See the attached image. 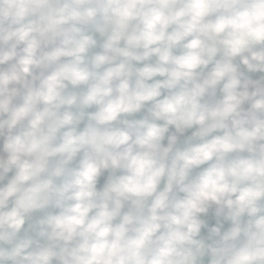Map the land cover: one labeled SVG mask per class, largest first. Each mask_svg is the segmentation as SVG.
<instances>
[{"label":"clouds","instance_id":"9594fccd","mask_svg":"<svg viewBox=\"0 0 264 264\" xmlns=\"http://www.w3.org/2000/svg\"><path fill=\"white\" fill-rule=\"evenodd\" d=\"M0 264H264V0H0Z\"/></svg>","mask_w":264,"mask_h":264}]
</instances>
